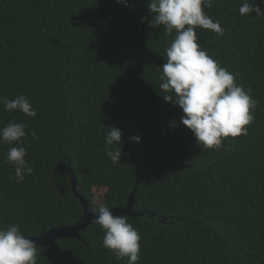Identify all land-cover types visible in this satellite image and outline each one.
Returning <instances> with one entry per match:
<instances>
[{"label": "trees", "instance_id": "obj_1", "mask_svg": "<svg viewBox=\"0 0 264 264\" xmlns=\"http://www.w3.org/2000/svg\"><path fill=\"white\" fill-rule=\"evenodd\" d=\"M150 0H0V97L25 95L36 117L5 111L0 127L27 122L26 160L16 182L0 144V228L25 237L77 225L104 191L110 210L127 207L141 234L138 264H264V18L241 16L243 0L205 8L225 33L197 28L198 43L258 101L248 135L214 149L198 144L182 109L160 88L175 38L150 26ZM264 11V0H257ZM255 6V5H254ZM142 18L143 22H142ZM122 130L121 163L105 135ZM140 137L136 143L131 138ZM94 222L82 239L38 247L37 264H127L104 248Z\"/></svg>", "mask_w": 264, "mask_h": 264}, {"label": "clouds", "instance_id": "obj_2", "mask_svg": "<svg viewBox=\"0 0 264 264\" xmlns=\"http://www.w3.org/2000/svg\"><path fill=\"white\" fill-rule=\"evenodd\" d=\"M129 6L127 0H117ZM215 0H150L152 14L150 26H163L164 34L175 38L166 49V63L162 67L160 88L166 102L179 106L184 115L181 122L192 131L198 144L204 148L219 147L226 138L247 136V126L255 116L258 101L252 98L251 90L237 83L236 76L212 58L198 43L197 28L211 30L219 36L225 33L219 21L206 14ZM255 5V6H254ZM241 16L264 18V11L257 0H243L239 7ZM142 18V22H143ZM5 111H19L36 117L30 100L25 95L14 99L0 97ZM105 135L106 155L113 165L121 163L122 130L113 126ZM38 139L36 131L28 130L27 122H9L0 127V144L15 145L8 149L6 163L14 166L16 182L25 179V173L34 169L26 160L27 148L23 146L27 136ZM136 143L140 137L131 138ZM94 223L104 231L103 247L115 253L118 260L127 258V264H138L141 251V234L129 222L126 213L114 215L109 207L101 204L90 209ZM37 245L21 232L18 225L0 228V264H37Z\"/></svg>", "mask_w": 264, "mask_h": 264}, {"label": "water", "instance_id": "obj_3", "mask_svg": "<svg viewBox=\"0 0 264 264\" xmlns=\"http://www.w3.org/2000/svg\"><path fill=\"white\" fill-rule=\"evenodd\" d=\"M73 190L77 198H79L80 201L82 202L85 209L82 219L75 226L60 227L58 229H53L44 233L40 237H26L28 239H32L33 242L37 245V248L43 246H50L52 244H55L59 240L73 239V238H77L81 240L82 239L81 232L93 223L95 216H93L92 211L90 210L92 209L91 204L83 196L79 194V191L77 189V182L75 178H73ZM135 195L136 192L133 194L127 207H121L111 210L113 211L114 215H120L122 213H126L128 217L131 218H135L136 216H139L136 212L133 211Z\"/></svg>", "mask_w": 264, "mask_h": 264}, {"label": "rangeland", "instance_id": "obj_4", "mask_svg": "<svg viewBox=\"0 0 264 264\" xmlns=\"http://www.w3.org/2000/svg\"><path fill=\"white\" fill-rule=\"evenodd\" d=\"M95 194H96V199H95V203L97 204V205H101L103 202V194H104V191H96L95 192Z\"/></svg>", "mask_w": 264, "mask_h": 264}]
</instances>
